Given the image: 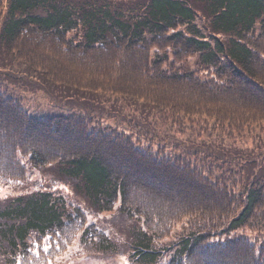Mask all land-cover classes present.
<instances>
[{
	"label": "trees",
	"instance_id": "1",
	"mask_svg": "<svg viewBox=\"0 0 264 264\" xmlns=\"http://www.w3.org/2000/svg\"><path fill=\"white\" fill-rule=\"evenodd\" d=\"M3 1L0 109L10 119L0 113V181L20 183L25 160L68 184L92 214L116 209L108 220L132 226L85 227L81 206L46 188L6 197L0 264H46L30 238L71 227L81 228L82 246L126 254L131 264H264V149L234 168L209 156L205 172L201 153L172 144L170 133H182L191 117L197 138L222 134L235 143L263 131L264 0H0V8ZM1 56L27 71L6 79ZM20 77L58 87L63 99L113 95L157 107L168 127L162 137L111 127L95 107L30 115L5 89L27 85Z\"/></svg>",
	"mask_w": 264,
	"mask_h": 264
},
{
	"label": "rangeland",
	"instance_id": "2",
	"mask_svg": "<svg viewBox=\"0 0 264 264\" xmlns=\"http://www.w3.org/2000/svg\"><path fill=\"white\" fill-rule=\"evenodd\" d=\"M5 5V1H3L2 7L0 8L1 12L5 10ZM77 34V31L68 33L66 39L75 37L77 36ZM39 40L41 39L38 38V41ZM45 40L47 41L48 39ZM154 50L151 51V54L152 52H154ZM1 57L3 58L2 66L6 71H3L2 74L7 75L6 79L10 80L9 77H11V73L17 74L21 70L22 72L27 71L26 65L20 64L21 66H18L17 63L19 62L13 61V66L10 67L12 62L10 58L5 56ZM194 62L195 58H191L189 64L191 70H195ZM201 72L202 73L197 76L202 81H208L212 77L210 73H207L205 71ZM13 78L14 76L12 75L11 79ZM20 78L29 79L27 77ZM25 79H23L22 81L28 83L27 85L16 86L15 84H10L8 85V87L6 86L5 89L16 99L15 101L20 106V108L30 115L43 116L50 115L54 112L59 111L66 113L71 109V111L79 110L81 112H85L84 108L95 107L93 109L94 111L105 114V116H111L110 119H106L104 121L106 125H109L111 127L121 128L125 130H130V128L132 129L134 127H137V130L141 128L148 130L150 133L159 132L158 137H160V135L162 137V133H164V131H162V128L168 127L166 126V124H161V120L158 118L159 114H157V107H152L148 104H142L141 102H129L122 97L100 94H94L95 96H86V101L79 102L77 98H73L72 100L65 98L67 99L65 100L63 99V94L58 95V92L60 90L58 87H51L42 80L38 82L39 80L37 79ZM89 103H91L90 106H87V104ZM0 110V113L4 116V120H9L10 111L7 108ZM132 117H134L135 120H132ZM0 119L3 120V118ZM192 120L193 117H191L188 122L184 123L183 128L185 130L182 133L178 132L174 134L173 131L170 132L171 135H175V140L172 141V144H176L182 149L188 148L192 151L195 150L196 152L201 153L200 158H204L202 166L204 168H207L205 169V172L212 169V159L209 158V156L212 157L213 155L215 157H218L222 162L223 160L225 162H230L229 164L234 161L230 165L231 168H234V163H241L243 158L252 159L253 161L256 153L259 152L260 149H264V129L262 132L256 131L257 134L255 138L253 137L252 140L251 137L247 136L245 138L238 139L235 143H233L232 140L225 138L222 134H220V137L217 136L219 134H212L211 136H206L203 134V136L201 135L199 136V138H197L196 132L194 131H196L198 128L195 129L196 125L195 123H192ZM1 123L2 122L0 121V124ZM190 128L195 130H191ZM137 132L140 133V131ZM129 133L130 136L137 137L136 135H132L131 132ZM143 134L145 135V137L150 136L151 138L158 139L144 130ZM134 137L133 139H135ZM140 137L142 139L144 138L142 136ZM158 143V140L153 141V151H156ZM166 144L169 147L163 144L160 145V147L165 146V152L166 154H168L171 151V147L169 145V142ZM223 144L226 146L224 151L216 149L219 146L222 147ZM1 150H3V148ZM22 164L25 165L24 179L20 181V183L17 182L8 184L0 181V199L17 196L35 189L46 188L51 192H54L56 195H61L69 204L73 206H81V209L84 211L85 227L94 224V226L99 231L103 230L106 231V233L107 231L109 233L111 231L110 229H112V225L125 227V225L127 224L128 229L130 228V226H132L130 225L132 222H126L125 224H123V222L115 221L114 219L108 220L110 217L116 214V209L108 213L92 214L85 205L83 206V204L80 203L79 200L77 201V199L73 198L71 188L68 184L62 181H57L51 176L50 172L43 170V168L35 169L30 167L28 162L25 160L22 161ZM197 164L198 163H196L195 166ZM229 167L226 170L223 167L222 170L226 172ZM220 171V169L215 171V175H218ZM71 228L72 229H70L69 234H65L62 232L60 235L52 234L50 236L44 237L32 236L29 241L31 252L35 255H41V253H43L44 255L45 253H47L48 260L46 264H131V261L126 254H116L112 257L96 252L95 248L90 249L89 247L82 246L79 240L81 235V228ZM179 229L175 228L172 231L171 237H175L179 233ZM237 234H245L249 237L250 232L247 230H242L238 231ZM65 235L67 236V239L65 238Z\"/></svg>",
	"mask_w": 264,
	"mask_h": 264
}]
</instances>
